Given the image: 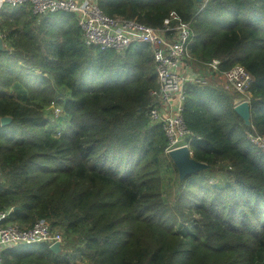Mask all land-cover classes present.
Instances as JSON below:
<instances>
[{"label": "trees", "instance_id": "obj_1", "mask_svg": "<svg viewBox=\"0 0 264 264\" xmlns=\"http://www.w3.org/2000/svg\"><path fill=\"white\" fill-rule=\"evenodd\" d=\"M99 6L154 28L190 22L189 63L205 83L185 85L183 119L200 137L192 157L209 167L179 180L165 152L148 114L158 86L150 45L100 51L72 13L2 14L0 118L11 121L0 126V210L12 207L6 223L21 228L47 221L62 244L18 245L1 264H264V152L251 140L264 138V0ZM235 65L251 76L248 126L222 76ZM221 166L224 177L192 179Z\"/></svg>", "mask_w": 264, "mask_h": 264}, {"label": "built area", "instance_id": "obj_2", "mask_svg": "<svg viewBox=\"0 0 264 264\" xmlns=\"http://www.w3.org/2000/svg\"><path fill=\"white\" fill-rule=\"evenodd\" d=\"M101 0H0V12L3 6L13 9L26 7L35 15H48L57 12L72 13L76 17L80 34L87 46H96L100 51L113 50L123 54L132 45L148 44L152 49L157 88L150 90L152 105L148 109L150 120L162 126L167 146L165 152L187 146L193 140H200L186 127L183 119L185 85L187 83L204 84L198 72L190 65L193 60L189 44L194 37L190 22L173 23L166 18L159 27H151L136 18L110 16L100 6ZM207 0H203V6ZM202 8V7H201ZM4 48L7 49L0 33ZM208 65L217 70L219 61L212 59ZM230 88L241 94L233 101L234 106L240 102H249L248 88L251 84L250 74L240 65H235L222 72ZM264 152V138L256 136L251 139ZM12 207L0 210V264L2 254L18 245L54 244L61 247L62 236L58 230L50 227L47 221L37 219L28 228H21L15 223H6Z\"/></svg>", "mask_w": 264, "mask_h": 264}, {"label": "water", "instance_id": "obj_3", "mask_svg": "<svg viewBox=\"0 0 264 264\" xmlns=\"http://www.w3.org/2000/svg\"><path fill=\"white\" fill-rule=\"evenodd\" d=\"M203 0H196V2H202ZM4 50V44L0 38V52ZM234 112L243 120L244 125L250 124V106L249 102L243 101L233 107ZM11 121V118L4 116L0 118V126H6ZM168 156L174 163L179 180H182L186 176L196 174L207 169L209 166L203 162L195 160L189 152L187 146H181L168 152ZM53 253H58L60 250L59 244H54L49 248Z\"/></svg>", "mask_w": 264, "mask_h": 264}, {"label": "rangeland", "instance_id": "obj_4", "mask_svg": "<svg viewBox=\"0 0 264 264\" xmlns=\"http://www.w3.org/2000/svg\"><path fill=\"white\" fill-rule=\"evenodd\" d=\"M12 10H14V9L9 7V6H6V5L3 6L2 10L0 12V17L2 16V14L9 13ZM57 112L58 113L60 112L59 108L55 107L54 113L58 114ZM226 173H227L226 168L221 166V167H219L217 169L208 170L204 174L200 173L199 175H195L192 179L199 180V181H203L204 179H209L210 181H213L217 177H224ZM166 176H168V174H166ZM163 187H164V185H163ZM165 187H166L165 188V192L173 193L175 185L173 184L172 181H168V183H167V181H165ZM77 263L78 264H84L85 260H74V261H71L69 264H77Z\"/></svg>", "mask_w": 264, "mask_h": 264}, {"label": "crops", "instance_id": "obj_5", "mask_svg": "<svg viewBox=\"0 0 264 264\" xmlns=\"http://www.w3.org/2000/svg\"><path fill=\"white\" fill-rule=\"evenodd\" d=\"M5 42V41H4ZM5 44H6V42H5ZM6 47H7V44H6ZM5 49V48H4Z\"/></svg>", "mask_w": 264, "mask_h": 264}, {"label": "bare ground", "instance_id": "obj_6", "mask_svg": "<svg viewBox=\"0 0 264 264\" xmlns=\"http://www.w3.org/2000/svg\"><path fill=\"white\" fill-rule=\"evenodd\" d=\"M78 264V263H77ZM85 264V263H84Z\"/></svg>", "mask_w": 264, "mask_h": 264}]
</instances>
